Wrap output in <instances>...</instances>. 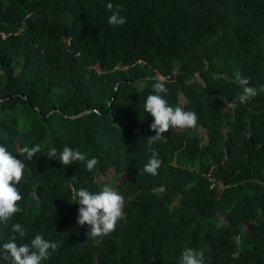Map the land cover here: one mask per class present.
Listing matches in <instances>:
<instances>
[{
    "label": "trees",
    "instance_id": "trees-1",
    "mask_svg": "<svg viewBox=\"0 0 264 264\" xmlns=\"http://www.w3.org/2000/svg\"><path fill=\"white\" fill-rule=\"evenodd\" d=\"M113 5L123 25L107 23L104 0H0V143L21 159L33 143L98 159L93 172L40 152L25 161L21 212L0 239L19 221L25 239L58 241L44 264H176L184 247L205 264H264V92L242 102L236 81L264 85V0ZM157 75L197 124L149 145L143 101ZM153 153L156 175L143 170ZM103 183L125 216L87 239L72 191Z\"/></svg>",
    "mask_w": 264,
    "mask_h": 264
},
{
    "label": "clouds",
    "instance_id": "clouds-1",
    "mask_svg": "<svg viewBox=\"0 0 264 264\" xmlns=\"http://www.w3.org/2000/svg\"><path fill=\"white\" fill-rule=\"evenodd\" d=\"M104 7L110 11L107 23L112 26L123 25L126 17L120 14L119 5H113V0H104ZM168 77L157 75L155 82L150 85L151 91L143 101V111L151 116L148 127L154 130L153 135L147 136V143L153 144L162 138V133L172 126L192 128L197 124V114L186 110L182 106H173L167 99L169 91L166 86ZM236 81L244 85L243 94L239 99L243 102L255 96L257 91L264 92V85L258 87L247 86V77L236 74ZM23 159L13 155L7 146L0 143V225H9L15 214L21 212L20 201L22 193L18 187L23 182L26 172L25 161L31 160L40 152L45 157L59 161L60 165H72L83 162V167L93 172L98 164L96 156L89 157L85 152L67 144L58 150L56 146L47 148L43 152L40 144L25 145L20 149ZM161 160L153 153L147 157L143 170L152 175L157 174ZM75 179V178H73ZM164 187H159L163 192ZM70 202L77 203L75 225L85 227L87 239L101 238L114 231L117 222L125 216L124 197L109 183H103L97 190L88 186H80L72 191ZM28 229L19 221L10 224V235L0 239V262L7 264H44L50 254L58 247V241L50 240L40 233H34L25 239ZM176 264H205L204 252L192 247H184L177 258Z\"/></svg>",
    "mask_w": 264,
    "mask_h": 264
},
{
    "label": "rangeland",
    "instance_id": "rangeland-1",
    "mask_svg": "<svg viewBox=\"0 0 264 264\" xmlns=\"http://www.w3.org/2000/svg\"><path fill=\"white\" fill-rule=\"evenodd\" d=\"M110 177H111V175H110Z\"/></svg>",
    "mask_w": 264,
    "mask_h": 264
}]
</instances>
